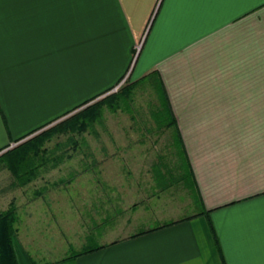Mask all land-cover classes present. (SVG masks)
<instances>
[{
    "label": "crops",
    "instance_id": "crops-1",
    "mask_svg": "<svg viewBox=\"0 0 264 264\" xmlns=\"http://www.w3.org/2000/svg\"><path fill=\"white\" fill-rule=\"evenodd\" d=\"M129 70L158 73L195 191L153 182L136 229L87 235L74 263L264 264V0H0V154ZM7 169L0 209L31 219L43 197Z\"/></svg>",
    "mask_w": 264,
    "mask_h": 264
},
{
    "label": "rangeland",
    "instance_id": "rangeland-1",
    "mask_svg": "<svg viewBox=\"0 0 264 264\" xmlns=\"http://www.w3.org/2000/svg\"><path fill=\"white\" fill-rule=\"evenodd\" d=\"M129 75L130 70L116 82L117 89L65 112L21 137L13 147L3 148L0 166L12 172L5 152L42 130L53 128L61 119L86 105L119 92L132 81ZM109 102L106 98L100 116L82 131L52 129L50 134L44 133L42 145L36 155H32L34 160L26 173L33 171L34 176L27 183H16L20 189L14 192L20 202L23 185L33 196L41 194L43 197L37 200L36 215L31 219H25L23 206L18 204L19 222L14 238L17 249H25L36 260L61 264L58 260L70 249L79 248L87 235L109 232V228L112 235L118 230L136 229L137 211L131 210V206L152 191V164L162 160L170 168L176 163L178 149L173 146L170 134L164 127L157 126L158 120L156 123L153 117L160 104L154 82H136L128 95L120 94L112 105ZM23 162L29 164L30 160ZM26 164L22 169L26 170ZM6 174L0 171V191L10 187L7 183L11 176L6 177ZM44 183H47L46 190H40ZM173 185L177 193L186 190L180 183ZM11 194L6 192L4 199H0L2 204ZM41 204L44 208L40 214Z\"/></svg>",
    "mask_w": 264,
    "mask_h": 264
},
{
    "label": "trees",
    "instance_id": "trees-1",
    "mask_svg": "<svg viewBox=\"0 0 264 264\" xmlns=\"http://www.w3.org/2000/svg\"><path fill=\"white\" fill-rule=\"evenodd\" d=\"M142 80H147L155 83L156 89L158 91V99L160 100V105L157 107L155 111L156 113L153 114V117H155V119L157 117V120L159 121H166V126H171L173 128V146L177 147L178 149L176 163L174 164V166H170L171 169L163 164L162 160L160 162H155L152 164V175L154 183L163 189L172 183L180 182L183 183L188 189L195 191V182L190 171L189 162L184 151L181 136L178 132L177 126L175 125V120L168 104L166 91L163 87L158 73L155 70H151L142 77L125 84L119 89V92H112L105 95L103 98L86 105L70 116L61 119L59 122H57V124H55L56 126H54L53 128H48L47 130L45 129L37 134H34L33 136L18 144V146H16V148H14L13 150L5 152L4 156L5 158H9L10 160L8 166L12 168L11 170L15 175L16 183H27L34 176L33 171L30 174L26 173L28 172V169L30 170L31 162L34 160V156L32 155H36V153L39 151L40 145H42L44 133L50 134L52 129H56L58 131H82L89 123H92L95 118L100 116L101 105L105 102L106 98L110 99L109 104L112 105L117 101L120 94L123 96L128 95L131 92L133 84ZM26 159L30 160V162L29 164L27 163L28 167H26V170H24L22 169V167L26 163L23 161ZM177 168H179L178 172H176ZM17 220L18 216L16 205L13 201H10L6 208L0 209V264H19L13 245V234H15L17 231ZM92 242L93 239L91 237V240L86 242L82 247L70 249V251L67 252L63 257H61L58 262H60L61 264H75L74 258L77 255L86 253L101 246L100 244L93 245ZM30 259L31 264H55V261L52 260H36L33 257H31Z\"/></svg>",
    "mask_w": 264,
    "mask_h": 264
},
{
    "label": "built area",
    "instance_id": "built-area-1",
    "mask_svg": "<svg viewBox=\"0 0 264 264\" xmlns=\"http://www.w3.org/2000/svg\"><path fill=\"white\" fill-rule=\"evenodd\" d=\"M117 87H118V86H114L111 90H115V89H117Z\"/></svg>",
    "mask_w": 264,
    "mask_h": 264
}]
</instances>
